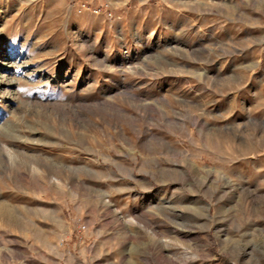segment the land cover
I'll return each instance as SVG.
<instances>
[{
  "label": "rangeland",
  "instance_id": "obj_1",
  "mask_svg": "<svg viewBox=\"0 0 264 264\" xmlns=\"http://www.w3.org/2000/svg\"><path fill=\"white\" fill-rule=\"evenodd\" d=\"M0 264H264V0H0Z\"/></svg>",
  "mask_w": 264,
  "mask_h": 264
},
{
  "label": "built area",
  "instance_id": "obj_2",
  "mask_svg": "<svg viewBox=\"0 0 264 264\" xmlns=\"http://www.w3.org/2000/svg\"><path fill=\"white\" fill-rule=\"evenodd\" d=\"M86 8H87L86 5L83 4L82 6H80L78 12H79L80 14H82L83 11L86 10ZM100 12H101V10H95L93 13L99 15ZM109 17H111V14H109Z\"/></svg>",
  "mask_w": 264,
  "mask_h": 264
}]
</instances>
